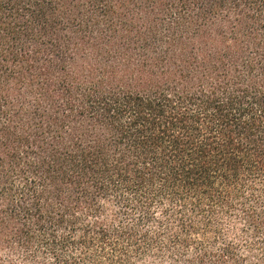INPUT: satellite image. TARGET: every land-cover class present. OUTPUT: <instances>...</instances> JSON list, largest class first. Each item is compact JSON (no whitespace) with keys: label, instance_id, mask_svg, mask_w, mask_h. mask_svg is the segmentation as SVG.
Wrapping results in <instances>:
<instances>
[{"label":"trees","instance_id":"16d2710c","mask_svg":"<svg viewBox=\"0 0 264 264\" xmlns=\"http://www.w3.org/2000/svg\"><path fill=\"white\" fill-rule=\"evenodd\" d=\"M0 264H264V0H0Z\"/></svg>","mask_w":264,"mask_h":264}]
</instances>
